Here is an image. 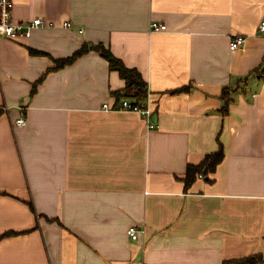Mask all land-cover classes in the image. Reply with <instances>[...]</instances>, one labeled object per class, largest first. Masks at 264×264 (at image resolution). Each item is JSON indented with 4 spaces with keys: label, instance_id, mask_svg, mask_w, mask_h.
Here are the masks:
<instances>
[{
    "label": "crops",
    "instance_id": "obj_1",
    "mask_svg": "<svg viewBox=\"0 0 264 264\" xmlns=\"http://www.w3.org/2000/svg\"><path fill=\"white\" fill-rule=\"evenodd\" d=\"M14 2L44 25L0 37V264H264V0ZM85 45L136 69L147 98L97 51L60 67ZM126 100L150 119L103 109Z\"/></svg>",
    "mask_w": 264,
    "mask_h": 264
},
{
    "label": "trees",
    "instance_id": "obj_2",
    "mask_svg": "<svg viewBox=\"0 0 264 264\" xmlns=\"http://www.w3.org/2000/svg\"><path fill=\"white\" fill-rule=\"evenodd\" d=\"M92 50L99 52L102 58H105L109 62L111 70L119 72L120 76L126 81V89L124 90V95L126 97H134L139 100H145L147 98L149 89L142 75L136 69H127L124 63L116 58L113 53L103 45L94 46L92 48L86 45L83 46L72 58L60 61V67L75 62L79 57H82ZM132 104L137 105L136 103ZM227 108L228 105L226 104L223 114L227 113ZM224 158L225 154L221 146L217 153L207 155L200 165H190L185 178L187 187L192 184L199 175L206 176L210 173H214L217 167L223 162ZM11 235L13 234H6L4 237H9ZM231 264H262V261L259 257H252L239 262H231Z\"/></svg>",
    "mask_w": 264,
    "mask_h": 264
},
{
    "label": "built area",
    "instance_id": "obj_3",
    "mask_svg": "<svg viewBox=\"0 0 264 264\" xmlns=\"http://www.w3.org/2000/svg\"><path fill=\"white\" fill-rule=\"evenodd\" d=\"M14 0H0V37L8 38L12 40H18L21 38H30L35 29L41 28L44 25V21L41 18L34 19L29 22H17L14 19ZM68 28L71 24H67ZM152 33H160L167 31V26L154 22L150 26ZM261 31L264 32V19L261 24ZM247 38L241 35L235 36L230 44L231 51H237L245 45ZM123 104L119 108H110L108 105H104L103 109L107 111H122L131 113H141L146 118L150 119L152 111L150 109L143 110L138 105H133L129 101H123ZM16 124L20 127L26 125L24 118H19ZM149 128H154L149 122ZM128 236L133 241L140 239L141 230L137 226H132L128 229Z\"/></svg>",
    "mask_w": 264,
    "mask_h": 264
}]
</instances>
